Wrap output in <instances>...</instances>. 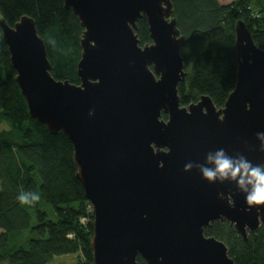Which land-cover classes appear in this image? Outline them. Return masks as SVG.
Returning <instances> with one entry per match:
<instances>
[{"label":"water","instance_id":"1","mask_svg":"<svg viewBox=\"0 0 264 264\" xmlns=\"http://www.w3.org/2000/svg\"><path fill=\"white\" fill-rule=\"evenodd\" d=\"M65 6L85 29L78 85L53 77L32 17L0 24L31 117L72 142L77 178L94 212V264H138L139 256L147 264H235L206 229L228 221L246 238L264 224V206L246 211L234 184H210L184 166L220 148L264 164L256 137L264 132V49L239 22L237 81L225 105L218 109L202 96L182 106L187 39L172 17V0ZM143 16L152 41L140 46Z\"/></svg>","mask_w":264,"mask_h":264},{"label":"trees","instance_id":"2","mask_svg":"<svg viewBox=\"0 0 264 264\" xmlns=\"http://www.w3.org/2000/svg\"><path fill=\"white\" fill-rule=\"evenodd\" d=\"M172 3V17L187 39L181 51L186 71V81L178 86L181 105L209 96L219 109L237 81V24L245 23L264 49V0ZM23 16L35 20L46 41L53 77L80 84L77 65L85 29L65 0H0V20L14 26ZM137 26L140 46L151 43L145 16ZM16 74L0 24V125H5L0 129V264H47L53 256L75 253L74 264H94V212L77 178L72 142L31 117ZM22 191H39L41 200L21 206L16 197ZM206 235L226 244L235 264H264V224L249 230L246 239L230 222L215 221ZM137 260L147 264L141 256Z\"/></svg>","mask_w":264,"mask_h":264},{"label":"clouds","instance_id":"3","mask_svg":"<svg viewBox=\"0 0 264 264\" xmlns=\"http://www.w3.org/2000/svg\"><path fill=\"white\" fill-rule=\"evenodd\" d=\"M256 137L260 143L259 150L264 151V132H258ZM193 168L210 184H234L244 195L246 211L255 209L260 212L264 206V164H254L243 154L230 156L220 148L208 152L203 163H186L184 171L190 172ZM16 200L21 206L31 207L41 200V194L39 191H22Z\"/></svg>","mask_w":264,"mask_h":264},{"label":"rangeland","instance_id":"4","mask_svg":"<svg viewBox=\"0 0 264 264\" xmlns=\"http://www.w3.org/2000/svg\"><path fill=\"white\" fill-rule=\"evenodd\" d=\"M221 3H230L234 0H218ZM5 125H0V129L4 128ZM78 254H74V255H63V256H53V259L48 262L47 264H74L77 261L78 258Z\"/></svg>","mask_w":264,"mask_h":264}]
</instances>
